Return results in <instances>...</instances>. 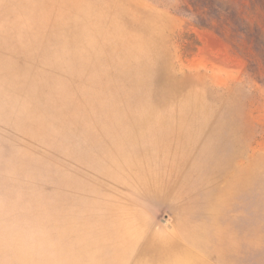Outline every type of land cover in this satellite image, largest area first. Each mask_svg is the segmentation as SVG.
I'll return each mask as SVG.
<instances>
[{
    "label": "rangeland",
    "instance_id": "rangeland-1",
    "mask_svg": "<svg viewBox=\"0 0 264 264\" xmlns=\"http://www.w3.org/2000/svg\"><path fill=\"white\" fill-rule=\"evenodd\" d=\"M177 5L0 0V264H264V64Z\"/></svg>",
    "mask_w": 264,
    "mask_h": 264
},
{
    "label": "trees",
    "instance_id": "trees-1",
    "mask_svg": "<svg viewBox=\"0 0 264 264\" xmlns=\"http://www.w3.org/2000/svg\"><path fill=\"white\" fill-rule=\"evenodd\" d=\"M243 0H177V12L189 16L199 27L212 29L217 33L225 28L236 35L234 44L238 48L239 40L261 56L264 64V37L261 28L250 23L245 17ZM250 9L258 7L264 12V0H249Z\"/></svg>",
    "mask_w": 264,
    "mask_h": 264
},
{
    "label": "crops",
    "instance_id": "crops-1",
    "mask_svg": "<svg viewBox=\"0 0 264 264\" xmlns=\"http://www.w3.org/2000/svg\"><path fill=\"white\" fill-rule=\"evenodd\" d=\"M177 227L175 226V229ZM141 245H143L145 248L142 255H148V254H157V255H163L167 252V249L162 247L156 242L155 236L152 234H145L143 240L140 242Z\"/></svg>",
    "mask_w": 264,
    "mask_h": 264
}]
</instances>
